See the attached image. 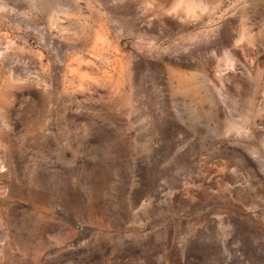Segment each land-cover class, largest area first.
Masks as SVG:
<instances>
[{"label": "rangeland", "instance_id": "1", "mask_svg": "<svg viewBox=\"0 0 264 264\" xmlns=\"http://www.w3.org/2000/svg\"><path fill=\"white\" fill-rule=\"evenodd\" d=\"M0 264H264V0H0Z\"/></svg>", "mask_w": 264, "mask_h": 264}]
</instances>
